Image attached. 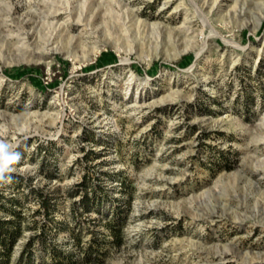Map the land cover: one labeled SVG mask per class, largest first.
Returning <instances> with one entry per match:
<instances>
[{"label": "rangeland", "instance_id": "374dc122", "mask_svg": "<svg viewBox=\"0 0 264 264\" xmlns=\"http://www.w3.org/2000/svg\"><path fill=\"white\" fill-rule=\"evenodd\" d=\"M0 140L6 264L82 260L105 212L120 244L81 264H264V0H0Z\"/></svg>", "mask_w": 264, "mask_h": 264}, {"label": "trees", "instance_id": "16d2710c", "mask_svg": "<svg viewBox=\"0 0 264 264\" xmlns=\"http://www.w3.org/2000/svg\"><path fill=\"white\" fill-rule=\"evenodd\" d=\"M85 185V182L81 184L82 187H84ZM31 191L35 193L36 198L38 199V202L40 204V208L36 211V213L44 214V216H46L42 220L43 222L41 223V225L37 224V222L39 221L36 222L38 228L41 226V234L39 235V239H41L43 243H46L49 242L48 233L53 232V230H61V228L63 227V222L57 221L54 218L56 211L59 209V203L56 200V196L54 194H47L44 189L34 188ZM2 197L3 196L0 197V210L10 216L8 220L0 218V261L6 264L9 262L12 255L15 240L23 232V226L21 223L24 220V215L22 214V208H20L22 206V203L18 198L5 199ZM86 205L87 208L88 204L86 203ZM72 210L76 211L77 208L75 206H72ZM110 216L111 213L105 212L104 214H102L101 218L106 219L104 226L107 228L108 234L113 236L114 239L112 241L101 238L99 239L97 235L104 234L105 232H101L99 230L93 231L96 237L93 238L94 243L85 250L86 253L82 258L83 261L92 260L93 254L99 251L100 247H104L106 243L120 244L123 221L115 212L111 217ZM75 240L79 241L80 238L76 237ZM31 244L32 242L30 243V246L23 251V258H27V264H32ZM53 251V259L49 264H81L82 262V260L75 258L73 254H66L65 252L60 251V249L58 248H53Z\"/></svg>", "mask_w": 264, "mask_h": 264}, {"label": "clouds", "instance_id": "9594fccd", "mask_svg": "<svg viewBox=\"0 0 264 264\" xmlns=\"http://www.w3.org/2000/svg\"><path fill=\"white\" fill-rule=\"evenodd\" d=\"M15 148V145L0 140V183L10 182L11 176L8 174L16 170L15 165L22 158V154Z\"/></svg>", "mask_w": 264, "mask_h": 264}]
</instances>
